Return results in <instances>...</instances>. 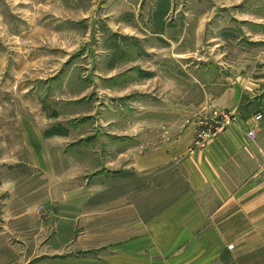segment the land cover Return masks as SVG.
I'll return each mask as SVG.
<instances>
[{
	"label": "rangeland",
	"instance_id": "374dc122",
	"mask_svg": "<svg viewBox=\"0 0 264 264\" xmlns=\"http://www.w3.org/2000/svg\"><path fill=\"white\" fill-rule=\"evenodd\" d=\"M263 95L264 0H0V264H94L140 234L135 208L152 220L187 191L172 165L143 173V155L189 133L201 146L233 121L225 105L250 114ZM250 218L213 233L201 264H264V215Z\"/></svg>",
	"mask_w": 264,
	"mask_h": 264
},
{
	"label": "crops",
	"instance_id": "0c3cea01",
	"mask_svg": "<svg viewBox=\"0 0 264 264\" xmlns=\"http://www.w3.org/2000/svg\"><path fill=\"white\" fill-rule=\"evenodd\" d=\"M254 101L259 106L250 114H243L241 103L225 105L230 107L233 121L201 146H190L194 137L189 133L173 143H165L152 154L149 150L147 156L143 155V173L172 165L179 172L183 170L187 191L175 196L166 210H162L164 205L160 207L152 220L148 207L140 212L135 208L132 213L142 218L137 231L140 234L131 239L105 242L106 245L99 247H104V252L94 257V264H183L186 259L184 264H201L210 256L213 233L229 230L226 227L229 224L236 226L237 231H246L247 224H251L250 217L264 215V95ZM257 113L262 114L260 120L255 118ZM254 126L255 137L251 139L248 132ZM39 133L29 122L25 142L35 164L48 168L49 150ZM144 178L150 184L149 177ZM74 192L68 195L70 203L66 205L69 206L61 214L63 225L69 229L79 214L76 202L82 204L84 200L79 190ZM141 196L149 200L144 187ZM165 232L173 236L179 233V248L184 245L186 250L175 252L178 245L165 241ZM181 258L184 259L178 261Z\"/></svg>",
	"mask_w": 264,
	"mask_h": 264
},
{
	"label": "built area",
	"instance_id": "2783aa9c",
	"mask_svg": "<svg viewBox=\"0 0 264 264\" xmlns=\"http://www.w3.org/2000/svg\"><path fill=\"white\" fill-rule=\"evenodd\" d=\"M222 120L221 121H219L220 123H222V125L220 126V127H216V130L217 131H220V130H222L223 128H224V126H225V124L227 123V119H228V116L225 114V115H223L222 114ZM255 118L257 119V120H260L261 118H262V114H260V113H257L256 115H255ZM206 136L208 137L209 136V134H206ZM211 136V135H210ZM209 136V137H210ZM248 136L251 138V139H253L254 137H255V131H254V129H250L249 130V132H248ZM206 139V138H205ZM205 141V140H204ZM205 142H200V144L199 145H203Z\"/></svg>",
	"mask_w": 264,
	"mask_h": 264
}]
</instances>
